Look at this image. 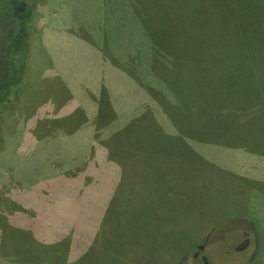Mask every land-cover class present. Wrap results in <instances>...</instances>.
<instances>
[{
    "label": "rangeland",
    "instance_id": "rangeland-1",
    "mask_svg": "<svg viewBox=\"0 0 264 264\" xmlns=\"http://www.w3.org/2000/svg\"><path fill=\"white\" fill-rule=\"evenodd\" d=\"M261 25L264 0H46L24 92L2 120L0 193L55 175L86 186L88 170L98 185L113 167L100 158L134 161L129 178L153 182L170 213L154 246L114 229L136 264H264ZM245 52L241 76L231 60ZM109 193L63 191L66 217L102 223Z\"/></svg>",
    "mask_w": 264,
    "mask_h": 264
},
{
    "label": "crops",
    "instance_id": "crops-1",
    "mask_svg": "<svg viewBox=\"0 0 264 264\" xmlns=\"http://www.w3.org/2000/svg\"><path fill=\"white\" fill-rule=\"evenodd\" d=\"M133 163L134 161L130 164L119 161L117 165L110 162L109 165L113 167L109 173L105 171L98 185L94 184L96 173L90 170L86 173L88 176L82 173L89 182L86 186L83 183L76 184L74 180L77 179H72V184L69 180L64 183L63 180L56 178V175L52 178L45 176L40 181H33L31 185L23 183L20 179H14L9 184L8 191L0 193L6 200V203L1 200L4 208L0 207L2 219L0 226H6L3 232L7 235L0 237V264H75L85 256L96 236H93L90 230L81 232V228L94 227L95 224L68 220L67 217L71 216V211L66 209L72 203L65 204L67 201L64 200L63 191H90L91 188L94 191L95 188L110 191L108 205L115 196L116 190L122 192L135 190L136 196L135 193L132 194L137 197L134 206L140 208L149 205L155 212V219L164 220V226H168L170 213L167 210L169 215L165 216L162 210L166 209H162L155 202L153 182L145 184L143 181H138L136 183L137 179L129 178L133 175ZM144 165H150V167L144 169L137 166L136 174L150 177V173L147 175L148 171L155 170L153 160L144 162ZM156 169H159L158 163ZM74 171L79 173L76 167ZM16 181L23 183L24 189L16 187L14 190ZM9 191H13V194H8ZM124 204L123 202L122 205ZM126 205H132V202H127ZM4 212L7 214L2 215ZM6 215L8 216L5 218ZM151 226L153 234L155 233L158 237L159 224L155 225L152 221ZM142 239L151 244L155 243L149 236H142ZM120 260L127 261V258L121 256Z\"/></svg>",
    "mask_w": 264,
    "mask_h": 264
},
{
    "label": "trees",
    "instance_id": "trees-1",
    "mask_svg": "<svg viewBox=\"0 0 264 264\" xmlns=\"http://www.w3.org/2000/svg\"><path fill=\"white\" fill-rule=\"evenodd\" d=\"M45 3L46 0H0V132L4 114L14 103L20 100L24 92V80L29 69V57L35 35L36 17L39 7ZM261 26L264 30V25ZM258 32L264 36V31L261 28L258 29ZM248 57V53L245 52V55H242L241 58L231 60V62L240 61V63H237V69L241 76L250 74L248 69L245 70L244 74L241 71V61L246 60ZM201 70L207 76H214L217 69L207 67ZM258 79L262 81L259 85L264 86V68L258 74ZM245 85L249 86L248 83H245L238 88L241 89ZM189 150L195 157H200L191 147ZM152 151L158 153L153 155L157 157L160 156L159 153L163 150L153 149ZM100 161L102 164L106 161L119 164V160L116 161L111 155L100 158ZM141 165L144 169L150 167V165ZM141 165L140 167L142 168ZM156 171L158 173L159 169H156ZM149 173L154 174V172L148 171L147 175ZM116 188L118 189V185ZM133 193L136 196L137 191L122 192L116 190L115 196L106 205L102 223L95 224L94 227L81 228V232L90 230L96 238L85 253V256L75 264H136L133 260L134 255L125 254L120 244L116 241V237L114 238L112 233L117 227L125 228L126 232H128V237L140 244H151L142 239V236L151 237L155 243L158 242L159 238L163 239L165 237L160 225L158 237L155 233L153 234L151 222L154 221L156 225L159 224L160 220L157 221V218L155 219V212L149 205L140 208L138 206L135 207L134 203L137 197L132 195ZM123 202L125 203L124 205H122ZM127 202H132V205L127 206ZM113 221L119 222L112 223ZM90 224L94 225V223ZM168 230L169 228L164 232ZM4 236L7 235L4 234ZM152 245L154 246V244ZM156 252L157 255L160 253L159 247H156ZM121 256L127 258V261H121Z\"/></svg>",
    "mask_w": 264,
    "mask_h": 264
}]
</instances>
